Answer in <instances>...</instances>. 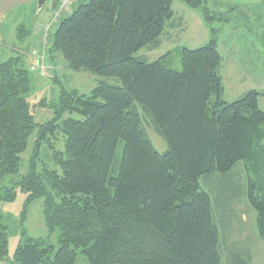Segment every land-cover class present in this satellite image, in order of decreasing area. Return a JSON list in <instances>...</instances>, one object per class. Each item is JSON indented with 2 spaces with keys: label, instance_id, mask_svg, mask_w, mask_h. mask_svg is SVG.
I'll return each instance as SVG.
<instances>
[{
  "label": "trees",
  "instance_id": "16d2710c",
  "mask_svg": "<svg viewBox=\"0 0 264 264\" xmlns=\"http://www.w3.org/2000/svg\"><path fill=\"white\" fill-rule=\"evenodd\" d=\"M172 1L87 0L63 18L49 42V63L58 52L71 71L101 79L89 96L61 89L55 99L38 103L53 114L46 122H35L27 101L36 89L24 62L28 52L0 63V204L12 202L17 191L26 195L25 207L42 199L48 229L59 230L55 252L46 241L25 238L8 262L0 210L4 264H74L76 249L90 264H223L212 196L199 179L217 184L211 188L214 208L227 228L224 209L236 190L228 178L239 162L264 242V112L258 107L264 93L248 91L231 103L220 99L214 37L198 49H182L180 71L137 56L159 47ZM71 114L80 119L65 118ZM143 122L167 151L154 149ZM119 141L121 158L112 171ZM44 143L54 169L40 158ZM233 260L244 264L238 254Z\"/></svg>",
  "mask_w": 264,
  "mask_h": 264
},
{
  "label": "rangeland",
  "instance_id": "374dc122",
  "mask_svg": "<svg viewBox=\"0 0 264 264\" xmlns=\"http://www.w3.org/2000/svg\"><path fill=\"white\" fill-rule=\"evenodd\" d=\"M38 0H23L22 7L11 13L6 22L0 25L1 55L0 63L16 56L18 50H26L29 57L24 60L25 66L31 63L33 85L35 91L27 97L31 106V113L35 122L43 123L53 116L49 109L37 106L42 100L50 101L56 98L61 89L75 90L78 94L89 96L97 81L101 78L88 72H73L68 69L60 53H56L52 64L47 59L49 42L60 23L68 17L79 3L87 0H78L73 7L56 18L49 28L45 25L53 18L52 4L49 0L42 10L34 15ZM199 7H190L182 0H173L170 8L171 19L165 23L164 31L160 36V45L156 49L144 48L136 55L149 62L160 60L167 68L181 70L182 49H198L206 45L214 37L217 51L221 56L218 75L221 78V100L231 103L248 91L264 93V0H201ZM207 11V16L204 13ZM52 11V12H51ZM24 31H20V27ZM42 68V69H41ZM109 83L114 80L107 79ZM215 97H212L214 100ZM258 107L264 112V96L258 98ZM72 119H80L76 114L66 115ZM148 138L158 153L167 151V143L158 136L150 125L143 122ZM35 133L30 137L26 151L21 155L22 164L20 174L27 170V160L31 155ZM264 145V139L262 141ZM57 149H62L60 141ZM123 143L118 142L114 158L113 169H117L121 158ZM48 143L40 148V158L51 169L46 160L45 151ZM48 162V163H47ZM233 175L228 179L236 188L235 195L230 194L225 216L229 217L227 228L221 224L223 213L215 209L216 194L211 188L217 187L215 182H206L199 179L202 191L211 194L213 213L218 226L221 240L223 264H237L233 255L238 254L244 264H264V242L261 240L256 227V212L247 198V178L241 162L234 167ZM213 194V195H212ZM26 195L20 191L12 202H2L0 210L8 231L7 261L14 259L15 251L25 238L46 241L55 252L58 247L59 230L50 231L43 216V201L37 199L25 207ZM26 208V209H25ZM25 209V210H24ZM228 214V215H226ZM74 264H90L80 249H76ZM0 264H4L0 261Z\"/></svg>",
  "mask_w": 264,
  "mask_h": 264
},
{
  "label": "crops",
  "instance_id": "0c3cea01",
  "mask_svg": "<svg viewBox=\"0 0 264 264\" xmlns=\"http://www.w3.org/2000/svg\"><path fill=\"white\" fill-rule=\"evenodd\" d=\"M75 2H78V0H73L71 6L68 8V10L70 8L73 7L74 3ZM22 3H23V0H0V25L4 22H6L7 20V17L13 13L14 11L20 9L22 6ZM58 3V0H54L53 4H52V11L54 10V8L56 7ZM43 8V7H42ZM41 8V10H42ZM40 10V11H41ZM66 10V11H68ZM40 11H37L36 9L33 11L34 15L37 16V14L40 12ZM51 11V12H52ZM64 11V13L66 12ZM1 38L2 36L0 35V55H1V47H2V43H1ZM21 51V48L18 50V52ZM29 57V53L25 55L24 57V60L27 59ZM1 60V58H0ZM31 66V63L28 64V67L30 68Z\"/></svg>",
  "mask_w": 264,
  "mask_h": 264
},
{
  "label": "built area",
  "instance_id": "2783aa9c",
  "mask_svg": "<svg viewBox=\"0 0 264 264\" xmlns=\"http://www.w3.org/2000/svg\"><path fill=\"white\" fill-rule=\"evenodd\" d=\"M73 0H58V3L56 5V7L53 10V18L51 20L50 23H48V25H45L44 28L46 29L47 27L49 28L51 23H54L56 21V18L58 16H61L65 10H67L71 4H72ZM42 69V68H41Z\"/></svg>",
  "mask_w": 264,
  "mask_h": 264
},
{
  "label": "water",
  "instance_id": "95a60500",
  "mask_svg": "<svg viewBox=\"0 0 264 264\" xmlns=\"http://www.w3.org/2000/svg\"><path fill=\"white\" fill-rule=\"evenodd\" d=\"M49 0H38L37 4H36V10L40 11L41 8L44 6V4H46V2Z\"/></svg>",
  "mask_w": 264,
  "mask_h": 264
}]
</instances>
